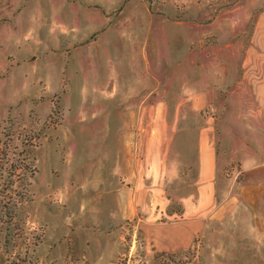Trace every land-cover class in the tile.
Segmentation results:
<instances>
[{
	"label": "rangeland",
	"instance_id": "rangeland-1",
	"mask_svg": "<svg viewBox=\"0 0 264 264\" xmlns=\"http://www.w3.org/2000/svg\"><path fill=\"white\" fill-rule=\"evenodd\" d=\"M12 1L0 0V34L8 33L11 12L21 15L16 37L34 59L5 65L6 37L0 39V210L9 207L5 214L0 211V264H68L36 255L41 227L26 219V204L36 199V178L24 184L27 164L38 172L37 147L54 111L60 116L84 112L81 108L91 107L85 104L89 97L101 96L100 89L73 88L76 80L86 76L100 83L103 64L119 56L132 72L126 87L155 76L158 97L179 96L186 77L191 82L199 75L208 86H217L234 68L236 80L245 79L252 94L244 106L252 135L228 138L238 152L244 151V160L221 170L227 182L220 196L230 193L223 207L233 213L221 222L214 218L189 250L168 254L173 256L169 260L159 259L160 254L143 260L136 234L128 237L123 264H264V0H23L15 6ZM140 54L144 62L155 63L148 78L139 58L131 67ZM26 60L44 70L38 88L26 86L28 71L35 68ZM93 66L99 73L81 72ZM95 107L100 111L102 106ZM203 111L213 124L218 110L206 106ZM184 137L175 146L189 153L193 145ZM207 139L216 143L222 138ZM170 206L180 211L177 202Z\"/></svg>",
	"mask_w": 264,
	"mask_h": 264
},
{
	"label": "crops",
	"instance_id": "crops-1",
	"mask_svg": "<svg viewBox=\"0 0 264 264\" xmlns=\"http://www.w3.org/2000/svg\"><path fill=\"white\" fill-rule=\"evenodd\" d=\"M11 14L8 33L0 34V39L6 37L9 59L1 57L10 67L26 57L34 59L16 37L21 15ZM143 56H134L131 67L139 58L147 77L155 63L144 62ZM32 62L26 60L35 67L27 70L26 86L38 88L41 72ZM112 62L101 67L100 83L84 76L72 86L101 90V96L86 100L89 110L63 116L54 112L46 120L37 147L40 166L33 174L36 199L25 207L27 221L41 227L35 245L39 260L123 264L127 239L135 234L143 260L180 254L208 231L214 218L221 222L233 213L223 207L230 193L220 196V186L227 182L221 170L244 160V151L238 152L228 138L252 135L244 119V106L252 100L246 80H236L235 68L217 86H208L199 75L191 82L186 77L179 96L162 98L157 96L155 76L126 87L127 73L132 72L120 56ZM81 72L99 73V68L81 67ZM206 106L218 110L213 124L204 114ZM184 136L193 145L189 153L175 146ZM209 136L222 139L215 143ZM171 201L180 206L179 212L171 209Z\"/></svg>",
	"mask_w": 264,
	"mask_h": 264
},
{
	"label": "trees",
	"instance_id": "trees-1",
	"mask_svg": "<svg viewBox=\"0 0 264 264\" xmlns=\"http://www.w3.org/2000/svg\"><path fill=\"white\" fill-rule=\"evenodd\" d=\"M28 157L29 156L26 155V159H28ZM27 170H28L29 175H28V177H26V179L24 181V184L25 185L28 184V178L31 177L33 175V173L35 172V169L34 168H31V163L30 162H28V164H27ZM8 210H9V207L3 206V208L0 211H2L3 214H5L6 211H8ZM13 218H14V214L11 216V219H13Z\"/></svg>",
	"mask_w": 264,
	"mask_h": 264
},
{
	"label": "built area",
	"instance_id": "built-area-1",
	"mask_svg": "<svg viewBox=\"0 0 264 264\" xmlns=\"http://www.w3.org/2000/svg\"><path fill=\"white\" fill-rule=\"evenodd\" d=\"M56 110V109H55ZM55 112V111H54ZM135 239V238H134ZM173 256L172 255H168V254H160L159 255V259H162V260H169L171 259Z\"/></svg>",
	"mask_w": 264,
	"mask_h": 264
}]
</instances>
